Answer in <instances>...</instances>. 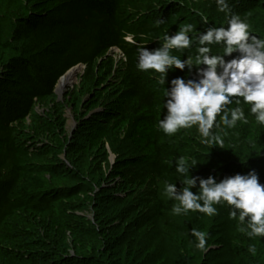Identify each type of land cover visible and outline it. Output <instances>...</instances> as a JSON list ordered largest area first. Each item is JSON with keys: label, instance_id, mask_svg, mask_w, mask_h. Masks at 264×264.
Listing matches in <instances>:
<instances>
[{"label": "trees", "instance_id": "obj_1", "mask_svg": "<svg viewBox=\"0 0 264 264\" xmlns=\"http://www.w3.org/2000/svg\"><path fill=\"white\" fill-rule=\"evenodd\" d=\"M228 2L254 35L264 37V26L252 16L264 0ZM182 23H194L202 32L226 26V16L215 0H0V264H145L116 227L103 230L73 213L70 200L78 186L57 184L68 179L82 185L83 169L94 166L100 175L105 169L115 190L129 195L152 189L150 208L161 218L169 209L157 198L156 185L183 184L175 170L180 156L197 161L196 176L222 179L254 168L264 183V160L257 153L264 126L247 106L249 122L225 128L223 148L202 144L195 127L175 136L159 128L169 85H160L152 70L137 69L138 49L159 47L164 32L171 35ZM212 48L215 54L219 46ZM114 49L123 58L119 67L108 55ZM195 51L193 46L173 54L185 58ZM77 66L84 67L80 89L89 98L71 100L86 112L71 140L64 136L65 120L53 93L58 80ZM183 75H190L187 69L170 72L167 79ZM36 105L52 109L39 118ZM27 118L32 119L28 130ZM35 141L46 144L37 150ZM63 154L72 167L50 160ZM99 189V198L111 193L107 186ZM218 206L229 218V206ZM245 226L229 218L224 242L232 264H264V237L249 238L240 231ZM249 245H255V255Z\"/></svg>", "mask_w": 264, "mask_h": 264}, {"label": "clouds", "instance_id": "obj_2", "mask_svg": "<svg viewBox=\"0 0 264 264\" xmlns=\"http://www.w3.org/2000/svg\"><path fill=\"white\" fill-rule=\"evenodd\" d=\"M219 12L226 16V26L213 25L202 32L194 23H182L177 31L163 34L159 47L138 49L137 69L152 70L159 74L164 88L163 118L159 128L167 136H175L181 130L196 128L204 145L211 149L225 145L224 129H232L238 122L247 124L248 114L264 126V37L254 35L251 25L234 13L228 0H215ZM205 24L208 18L202 16ZM163 23L156 21L157 26ZM131 43L135 40L129 36ZM219 46L213 54L212 46ZM195 46L193 55L181 58L173 50L183 52ZM235 54V55H234ZM188 75L168 74L175 70ZM234 105V106H233ZM262 154V153H261ZM260 154V155H261ZM199 164L194 158L180 156L176 160V172L182 177L184 187L165 182L164 194L178 201L172 208L175 215L195 211L208 217L218 214L217 205L229 206V218L246 225L240 231L249 238L264 237V183L257 171L206 178L193 175ZM192 189L196 191L193 192ZM196 247L206 250L207 233L192 230ZM248 251L256 254L255 245Z\"/></svg>", "mask_w": 264, "mask_h": 264}, {"label": "rangeland", "instance_id": "obj_3", "mask_svg": "<svg viewBox=\"0 0 264 264\" xmlns=\"http://www.w3.org/2000/svg\"><path fill=\"white\" fill-rule=\"evenodd\" d=\"M252 16L255 21L264 26V3H261L252 12ZM108 55L115 60L119 67L123 61L120 52L114 49ZM76 69L80 70L77 82L66 90L62 98L53 93L55 106L65 120L64 136H69L71 140L81 129L80 120L86 114L83 104L76 108L72 105L71 100L76 98L84 103L89 98L80 89L84 67L77 66ZM51 109L52 106L36 105L34 116L46 118ZM101 109L100 107L96 111ZM93 113L89 112L88 115ZM24 126L27 130L30 129L32 119L27 118ZM44 144L46 141H35L34 148L41 149ZM257 151L261 159L264 160V139L258 144ZM55 159L66 162L65 164L72 167L64 154L50 158L51 161H55ZM114 159L115 155H110L111 163L114 162ZM105 173V169H103V174L100 175L93 166L83 169L85 181H82V185L68 179L58 181L57 185L60 188H76L78 186L80 191L74 194L75 197L70 200V204L73 207V213L80 216L82 221H89L91 225L102 224L103 230L116 227L117 233L124 239L125 244L133 248L137 253L138 260L145 264H232L224 242L228 232L229 218L223 207L217 205L218 214L213 217L195 211L175 215L172 208L178 201L169 199L164 194V184L158 183L155 189L157 198L163 201L169 209L165 217L161 218L150 208L152 189L150 192L140 191L134 195L126 194V189L115 190L117 185L110 182L109 176ZM106 186L111 188V193L106 198H99L101 195L99 188ZM183 187V184L177 186L180 190ZM89 194H94V197L91 199ZM194 229L207 233L206 250L196 247L197 240L192 235Z\"/></svg>", "mask_w": 264, "mask_h": 264}, {"label": "bare ground", "instance_id": "obj_4", "mask_svg": "<svg viewBox=\"0 0 264 264\" xmlns=\"http://www.w3.org/2000/svg\"><path fill=\"white\" fill-rule=\"evenodd\" d=\"M79 72L80 70L75 67L58 81L54 91L57 97L62 98L66 90L77 82L76 79Z\"/></svg>", "mask_w": 264, "mask_h": 264}, {"label": "water", "instance_id": "obj_5", "mask_svg": "<svg viewBox=\"0 0 264 264\" xmlns=\"http://www.w3.org/2000/svg\"><path fill=\"white\" fill-rule=\"evenodd\" d=\"M73 69H74V68H73ZM71 70H72V69H71ZM71 70H69V71H71ZM69 71H68V72H69ZM68 72H67V73H68ZM67 73H66V74H67ZM66 74H64V75H66ZM64 75H63V76H64ZM63 76H62V77H63ZM62 77H61V78H62ZM61 78H60V79H61ZM60 79H59V80H60ZM59 80H58V81H59ZM57 83H58V82H57ZM56 85H57V84H56ZM55 88H56V86H55ZM55 88H54V91H55Z\"/></svg>", "mask_w": 264, "mask_h": 264}]
</instances>
